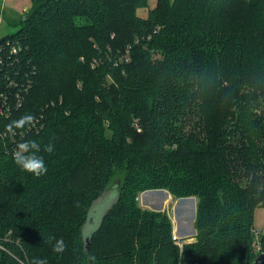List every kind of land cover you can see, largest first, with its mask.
I'll list each match as a JSON object with an SVG mask.
<instances>
[{
	"label": "trees",
	"instance_id": "1",
	"mask_svg": "<svg viewBox=\"0 0 264 264\" xmlns=\"http://www.w3.org/2000/svg\"><path fill=\"white\" fill-rule=\"evenodd\" d=\"M151 1L33 0L6 38L21 50L7 67L5 93L12 104L18 94L24 101L0 116V131L33 113L38 129H25L23 139L54 151H41L48 171L36 178L6 152L21 136L0 138V264H89L92 254L97 264L258 257L264 0H155L153 8ZM119 168L127 178L117 179V200L88 249L91 208ZM159 189L197 197L195 242L180 248L168 215L130 200ZM50 236L65 239L63 254L45 243Z\"/></svg>",
	"mask_w": 264,
	"mask_h": 264
},
{
	"label": "rangeland",
	"instance_id": "2",
	"mask_svg": "<svg viewBox=\"0 0 264 264\" xmlns=\"http://www.w3.org/2000/svg\"><path fill=\"white\" fill-rule=\"evenodd\" d=\"M155 4V0L150 2V6L152 8ZM32 5L33 0H0V39L11 36L18 31V27L15 26L16 22L22 15L25 14V12L30 10ZM139 14L146 16L147 11L139 10ZM139 131H141L140 127ZM126 178L127 172L125 169L119 168L115 171L111 181L112 183L109 187L110 189L105 194H103L102 198L94 203L91 208V215L89 216V220L85 225L84 235H87L90 231V228L93 226L91 218L95 217V222L97 221L99 223L100 218L105 212L104 209H106L110 203H114L115 194L113 193L117 192L116 185L120 183L117 181V179H122V181H125ZM136 196L134 197L131 195L130 200L132 199L141 210H149L156 214L161 213L168 215L171 223H173V235L175 232V234H177L179 237V240L183 241L182 245L180 244L181 246L178 244L179 241H175L176 245H178L180 248H183L184 245L196 241L197 230L195 227V221L197 219L199 210V200L197 197L189 196L187 198H179L175 195H172L166 189L145 190V192L137 193ZM113 203L111 206H113ZM254 221V228L252 230L253 235H255L253 249H255V253L259 257L261 254H263V249L261 247L262 235L260 234L262 232L264 233V207H259V209L256 211Z\"/></svg>",
	"mask_w": 264,
	"mask_h": 264
},
{
	"label": "clouds",
	"instance_id": "3",
	"mask_svg": "<svg viewBox=\"0 0 264 264\" xmlns=\"http://www.w3.org/2000/svg\"><path fill=\"white\" fill-rule=\"evenodd\" d=\"M39 123V118L33 113H24L16 119L10 120L4 127V131L0 133V138L4 136H21L19 142L16 143L15 149L12 152V159L22 171L33 175L36 178L46 175L48 169L45 164L44 157L40 155L41 151L52 153L54 146L49 143L41 148V144L36 140L23 139V132L25 129L36 127ZM91 234L84 237L85 240L90 238ZM45 243L51 245V250L54 254H63L67 250V243L63 237L50 236ZM89 264H97V257L92 254L88 256ZM32 264H48L47 259L35 258Z\"/></svg>",
	"mask_w": 264,
	"mask_h": 264
},
{
	"label": "built area",
	"instance_id": "4",
	"mask_svg": "<svg viewBox=\"0 0 264 264\" xmlns=\"http://www.w3.org/2000/svg\"><path fill=\"white\" fill-rule=\"evenodd\" d=\"M7 37H4L0 39V116H7L10 117L14 109H17L22 106L23 104V98L20 97L18 94L16 98L14 99V104L10 103L8 98V94L5 93V85H6V78L10 76H13L9 69H7L8 66H15V62L19 60V52L21 50V44L19 41H16L14 39H6ZM14 64V65H13ZM14 73H20V70H15ZM13 73V74H14ZM13 84H17L15 80L9 81L8 86L13 87ZM38 125H36V129ZM3 131H0L2 133ZM6 137V136H4ZM18 141H16L15 138L11 139V145H8L6 147V152L12 154L13 150L15 149V145ZM174 242L179 241L178 244L182 245V240H179V237L177 234L172 236ZM180 245V246H181ZM0 249L4 250L2 244L0 243Z\"/></svg>",
	"mask_w": 264,
	"mask_h": 264
},
{
	"label": "water",
	"instance_id": "5",
	"mask_svg": "<svg viewBox=\"0 0 264 264\" xmlns=\"http://www.w3.org/2000/svg\"><path fill=\"white\" fill-rule=\"evenodd\" d=\"M116 186H118V185H116ZM111 194V193H110ZM113 194H115L114 195V203L116 202V200H117V192L116 193H113ZM108 195H109V193H108ZM113 203V202H112ZM112 203H110L109 204V206L106 208V209H104V213H107V210L110 208V206L112 205ZM113 203V204H114ZM103 213V216H102V214H101V218H100V220H99V223L97 222V224H96V222H95V217H92L91 218V222L93 223V226L90 228V231H89V233L88 234H92L97 228H98V226H99V224H101V222H102V219H103V217H104V214ZM87 234V235H88ZM86 236V235H85ZM91 236V235H90ZM90 238H88L86 241H87V243H88V249H89V246H90V240H89ZM252 264H264V254H261L259 257H257L253 262H252Z\"/></svg>",
	"mask_w": 264,
	"mask_h": 264
}]
</instances>
